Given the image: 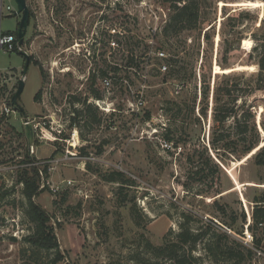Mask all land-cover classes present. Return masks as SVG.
Returning <instances> with one entry per match:
<instances>
[{
	"label": "rangeland",
	"instance_id": "374dc122",
	"mask_svg": "<svg viewBox=\"0 0 264 264\" xmlns=\"http://www.w3.org/2000/svg\"><path fill=\"white\" fill-rule=\"evenodd\" d=\"M172 2L27 0L31 21L22 49L31 63L26 74L20 51L0 49V264H39L23 239L29 223L18 170L24 160L39 168L49 166L48 177L43 176L45 191L35 200L55 222L65 256L59 264H146L152 260L149 244L159 246L166 234L180 229L183 209L254 245V200L264 196V165L254 158L259 148L226 156L210 149L209 168L219 164L221 180L217 182L216 172L204 185L188 180L194 168L185 148L196 142L210 145L211 103L218 82L252 86L257 65L251 52L255 54L257 38L264 37V0H200L199 27L166 37L163 28ZM16 11L15 0H0V31L17 32L22 15ZM124 35L140 43L129 48L121 43ZM159 50L170 60L159 59ZM162 64L175 74L160 71ZM21 78L25 88L17 106L12 99ZM106 78L111 85L104 83ZM205 82L210 85L208 119L201 117ZM251 92L242 99L260 105L253 121L260 147L264 93ZM194 100L196 114L191 116ZM85 102L93 105L89 121L83 118L85 111L76 112ZM174 102L182 104L177 123L169 122L176 113ZM170 124L179 146L163 136ZM115 171L135 182L122 187L121 182L108 181ZM52 185L59 189L54 191ZM215 199L227 207L226 213L214 205ZM237 213H246L247 219L240 216L234 223ZM233 223L235 230L229 227ZM255 234L264 244L263 224L255 227ZM196 253L204 255L201 245ZM220 258L224 262V256ZM248 264H264V256L256 254Z\"/></svg>",
	"mask_w": 264,
	"mask_h": 264
},
{
	"label": "trees",
	"instance_id": "16d2710c",
	"mask_svg": "<svg viewBox=\"0 0 264 264\" xmlns=\"http://www.w3.org/2000/svg\"><path fill=\"white\" fill-rule=\"evenodd\" d=\"M172 13L167 20L165 27L163 28V35L169 37L170 35L179 34L186 30H191L199 27L202 22V3L200 0H174L171 4ZM19 41L18 32H14ZM124 42L129 48L136 45L140 40L135 41V38L130 35H124ZM206 38L210 39L211 35L207 31ZM115 40V39H114ZM117 41V40H116ZM142 41V40H141ZM118 42V41H117ZM119 44V42H118ZM255 54L251 52L252 57L256 60L257 74L252 79V86L245 87L239 84H230L228 81L224 83H217L214 87L212 101V111L210 113L211 122L208 128L210 140L208 145L207 142H196L192 147L185 148V157L191 168H194L189 172L188 180L191 182H199L206 184L211 175L218 172V180L220 182L221 167L217 163H213L210 168L209 165L212 163V157L210 155V149L220 152L223 155L231 153L233 155H244L246 153L255 152V162L259 165H264V145L259 147L260 144V133L257 129V125L253 123L256 114L258 113L257 108L260 106L254 99L248 104L247 100L242 99L244 93L252 91L251 93H257L259 91L264 93V37L257 38L256 45L253 49ZM15 51H20L16 49ZM160 59V58H159ZM163 59L170 60L168 57ZM135 58L132 56L128 59L129 65L134 63ZM176 65L180 67V58L174 59ZM173 67V63H171ZM169 67L165 72L169 76L174 75L175 71ZM181 68L178 70L179 72ZM115 71H120L118 67H115ZM177 71V72H178ZM176 72V73H177ZM107 72L103 71V75ZM179 75V74H177ZM187 77L183 75L181 80H185ZM236 87V88H233ZM252 89V90H251ZM202 92L205 96L204 106L201 108V117H209V104L208 98L210 95V85L205 82L202 86ZM41 91H39L35 100L39 101ZM95 97L101 98L99 92H95ZM227 96L228 100H224L221 96ZM239 100H242L239 102ZM177 106L176 113L169 116V122L173 120L178 121V116L181 109L180 102H174ZM85 108L80 111L76 110L79 115L85 111L86 121L90 120L92 115L93 105L84 103ZM189 112L191 116L196 114V102L195 100L191 103ZM263 107L262 116L264 120V99L261 105ZM170 110V108H168ZM173 111V110H170ZM171 113V112H170ZM150 116H148L149 118ZM82 119V118H81ZM200 121L201 118L196 117L195 121ZM230 120L232 123L228 124ZM95 121L98 122L97 118ZM77 123L76 116H73V124ZM177 123V122H176ZM172 125L166 126L163 134L164 138L171 141L175 145L179 146L181 142L173 136ZM264 128V121H263ZM187 135V134H185ZM188 137V136H186ZM200 148H202L200 150ZM102 152V148H99L98 153ZM228 158V157H226ZM224 158L225 160H227ZM48 165L44 168H39L32 164L30 160H24L18 170L19 179L18 182L23 184L22 193L26 199L25 208L23 213L27 219L29 226L27 233L23 236L25 243L29 245V249L32 252L31 259L39 264H59L64 260V253L61 250L60 242L56 233L55 222L52 220V215L44 208L41 204L36 202L35 198L42 192L45 191V181L43 176L48 177ZM108 181L121 182L122 187L125 184H131L135 182L131 178H127L126 174L122 171H115L106 177ZM44 185V186H43ZM222 184H219L218 191L220 192ZM255 208L253 211V222L254 227L250 226L253 235L254 247L258 249H264L262 240L256 238L255 227L259 224L264 225V196L255 197ZM219 210L223 213L227 212V207L221 205L217 199L214 201ZM182 220L180 221V229L177 232L170 231L165 235L163 243L159 246L149 244V249L152 253L151 258L146 264H165L164 261L169 264H208L210 261L212 264H248L252 261L253 256L257 254L256 250L246 245V243L233 238L232 234L227 230H223L222 227L218 226L213 220L206 221L194 213L192 210L183 209L181 212ZM245 221L246 213H242L234 217L236 223L239 217ZM201 223L200 225L198 223ZM230 224L229 227L235 230V226ZM201 245L203 247L204 255L197 254L196 251ZM43 254L44 257L40 259L39 255ZM224 256V262H221V258ZM223 259V258H222Z\"/></svg>",
	"mask_w": 264,
	"mask_h": 264
},
{
	"label": "water",
	"instance_id": "95a60500",
	"mask_svg": "<svg viewBox=\"0 0 264 264\" xmlns=\"http://www.w3.org/2000/svg\"><path fill=\"white\" fill-rule=\"evenodd\" d=\"M16 4H17V12L16 14H20L21 16V21L18 27V36H19V45L22 46L25 42V37L28 31V27L31 21V10L28 6L27 0H15ZM20 53L26 58V65L24 67V74H26L27 69L29 64L31 63V58L29 56V54L24 50V49H20ZM25 88V79L21 78L19 80V84H18V89L15 92V94L13 95V99H12V103L17 105L18 104V100L21 97L23 91ZM18 106V105H17ZM23 112H24V116L26 118V121L29 122V117L27 115V113L24 111V109L21 107L20 108Z\"/></svg>",
	"mask_w": 264,
	"mask_h": 264
},
{
	"label": "built area",
	"instance_id": "2783aa9c",
	"mask_svg": "<svg viewBox=\"0 0 264 264\" xmlns=\"http://www.w3.org/2000/svg\"><path fill=\"white\" fill-rule=\"evenodd\" d=\"M8 9L11 10V11H15L16 10L13 6H8ZM0 14L2 15V12ZM113 44L114 45L115 44L119 45L118 42L115 41V40L113 41ZM0 49H4L7 52H12V51H15L16 49H19V50L22 49V46L19 45L17 37L14 34V32H10V31L3 32V31H0ZM157 55H158V58H160V59H163V58L167 57L166 52L162 51V50L161 51L159 50L157 52ZM159 69L162 72L163 71L166 72L169 69V65L168 64H162V65H160ZM104 83L107 86H109V85H111V80L106 78L104 80ZM69 183H72V181H69ZM52 189L54 191H57L59 188L55 187V185H52ZM251 247H253L256 250L258 255L264 256V252L262 250H260L258 248H255L254 246H251Z\"/></svg>",
	"mask_w": 264,
	"mask_h": 264
},
{
	"label": "flooded vegetation",
	"instance_id": "af4514ba",
	"mask_svg": "<svg viewBox=\"0 0 264 264\" xmlns=\"http://www.w3.org/2000/svg\"><path fill=\"white\" fill-rule=\"evenodd\" d=\"M25 61H26V58H25Z\"/></svg>",
	"mask_w": 264,
	"mask_h": 264
}]
</instances>
